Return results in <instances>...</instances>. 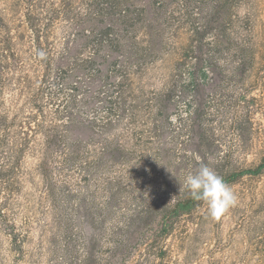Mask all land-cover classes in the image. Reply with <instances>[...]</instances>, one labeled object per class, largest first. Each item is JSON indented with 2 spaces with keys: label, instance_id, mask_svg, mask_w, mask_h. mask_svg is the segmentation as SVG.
Instances as JSON below:
<instances>
[{
  "label": "rangeland",
  "instance_id": "374dc122",
  "mask_svg": "<svg viewBox=\"0 0 264 264\" xmlns=\"http://www.w3.org/2000/svg\"><path fill=\"white\" fill-rule=\"evenodd\" d=\"M17 5L18 0H0V10L8 15ZM24 7L21 5L18 14ZM186 7L188 14L186 10L181 24L178 20L175 22L183 26L167 29L163 52L135 78L134 87L136 91L143 90L146 99L156 96L172 80L175 68L186 54L193 57L187 52L193 38L192 28L213 20L222 23L221 31L215 27L217 24L213 25L207 34L208 41L219 40L222 45L217 66L201 80L205 89L198 92L190 88L180 98L161 138L154 136L153 125L146 121L147 102L141 106L143 112L134 122L129 117L122 118L116 138L133 152V165L112 164L95 169L94 175L86 180L81 166L64 169L54 164L51 167L55 187L62 193V212L60 209L59 212L65 218L75 217L73 222H67L69 226L55 214L54 204L48 198L44 170L39 166L41 154L31 152L23 156L18 171L20 185L11 198L0 203L4 209L0 216V264L256 263L253 250L261 227L257 226L256 219L259 215L261 221L264 219L263 180L244 178L231 186L238 203L219 220L209 216L204 204L195 213L168 222L164 205L186 193L179 191V184L201 164L213 167L216 172L217 161L229 164L230 168H246L256 164L264 153V0H188ZM64 36L58 31L56 44ZM27 46L26 41L24 51ZM30 62L33 60L26 62L27 69L31 68ZM244 62L245 68L240 67ZM16 93L15 87L3 93L5 106L12 114L25 104V97ZM48 112L49 116L53 115L49 107ZM101 114L100 110L80 107L77 116L89 121L94 117L100 119ZM192 122L201 125L202 130L207 129L214 142L211 145H215L211 150L197 153L187 143ZM60 124L64 130L63 122ZM74 132L79 134L81 130L77 128ZM129 134L137 135L134 142L120 141ZM162 141L167 144L171 162L166 173L147 157V151ZM83 149L91 155L101 150V144L88 140L83 143ZM164 175L169 182L166 183ZM111 190L118 192L112 200ZM129 194L132 198L125 197ZM68 195L71 202L66 204L64 196ZM83 195L89 198V208L77 211ZM136 197L140 200H135ZM135 211L147 214L132 227L137 235L135 241L118 249L111 244L109 233L115 226H123L125 218ZM81 214L88 218L84 225H81L84 221ZM166 222L174 225L172 233L163 238L159 234ZM81 227L90 233H99L89 247L79 236ZM62 228L73 229L72 245L65 244L60 234ZM13 230L23 239L21 251L13 246Z\"/></svg>",
  "mask_w": 264,
  "mask_h": 264
},
{
  "label": "trees",
  "instance_id": "16d2710c",
  "mask_svg": "<svg viewBox=\"0 0 264 264\" xmlns=\"http://www.w3.org/2000/svg\"><path fill=\"white\" fill-rule=\"evenodd\" d=\"M187 1L18 0L11 15L0 10V203L11 198L20 185L21 158L37 152L41 154L39 166L44 170L48 198L54 204L55 214L62 222H73L75 217L61 215L62 193L55 187L50 171L54 164L64 169L81 166L85 180L94 175L95 169H105L112 164L133 165V152L119 143L115 132L122 118L137 120L146 102L149 108L144 110L146 121L153 125L154 136L161 138L180 98L190 88L198 92L205 89L201 80L217 66L222 45L219 40L209 42L207 38L210 28L217 24L215 27L220 30L222 23L211 20L212 23L207 21L193 27V38L187 50L193 57L186 54L175 68L172 80L156 96L150 97L151 100L146 99L143 90L136 91L135 78L163 52L167 29L183 26L177 24L186 16ZM21 5L25 7L18 14ZM213 12L215 14L216 10ZM177 20L180 22L175 24ZM58 31L65 34L60 44H56ZM26 41L28 46L24 51ZM41 50L46 53L44 59L38 55ZM28 59L33 62L27 69ZM245 66V62L240 65ZM13 87L17 95L25 97V104L12 114L5 106L3 93ZM48 107L53 110L52 116L48 115ZM80 107L102 111L100 119L81 120L77 116ZM58 119L63 122L64 130ZM189 125L191 134L187 143L195 147V152L203 153L215 146L211 145L214 142L207 129L202 130L196 122ZM77 128L81 130L79 134L74 132ZM136 136L129 134L120 141L134 142ZM88 140L100 143L101 150L91 155L86 153L83 143ZM166 148L167 144L162 141L147 151L148 159L165 173L171 168ZM217 162V172L230 186L244 178L264 181V153L256 164L246 168H230L228 163ZM164 176L166 183L169 182ZM116 190H111V200L118 193ZM69 196H64L66 204L71 202ZM125 197L132 198V195ZM134 199L140 200L139 197ZM88 201V196L80 197L77 211L89 208ZM203 205L184 193L173 202L165 203L167 221L191 215ZM261 207L264 211V198ZM3 210L0 204V216ZM146 214L135 211L125 218L123 226H115L109 233L111 244L123 249L135 241L137 235L132 227ZM80 216L84 220L81 225L87 223L88 218ZM257 218V226L261 227L253 252L257 256L255 264H264V219L261 221L260 215ZM168 222L159 234L163 238L173 230L174 222ZM61 231L65 244L72 245L75 241L73 229L62 228ZM79 231L87 247L99 235L83 227ZM11 234L15 250L21 251L23 239H19L15 230ZM60 234L55 233L56 236Z\"/></svg>",
  "mask_w": 264,
  "mask_h": 264
},
{
  "label": "clouds",
  "instance_id": "9594fccd",
  "mask_svg": "<svg viewBox=\"0 0 264 264\" xmlns=\"http://www.w3.org/2000/svg\"><path fill=\"white\" fill-rule=\"evenodd\" d=\"M38 55L41 59L46 57L42 50ZM179 191H186L192 200L206 204L209 216L215 220L227 215L238 203V196L231 186L207 164L188 173L179 184Z\"/></svg>",
  "mask_w": 264,
  "mask_h": 264
}]
</instances>
